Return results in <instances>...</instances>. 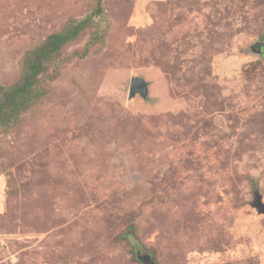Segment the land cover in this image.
<instances>
[{
    "label": "rangeland",
    "instance_id": "1",
    "mask_svg": "<svg viewBox=\"0 0 264 264\" xmlns=\"http://www.w3.org/2000/svg\"><path fill=\"white\" fill-rule=\"evenodd\" d=\"M96 2L0 0V85ZM103 5L0 125V264H264V0Z\"/></svg>",
    "mask_w": 264,
    "mask_h": 264
},
{
    "label": "trees",
    "instance_id": "2",
    "mask_svg": "<svg viewBox=\"0 0 264 264\" xmlns=\"http://www.w3.org/2000/svg\"><path fill=\"white\" fill-rule=\"evenodd\" d=\"M103 2L104 0H97L94 9L87 17L72 21L64 31L53 33L44 43L27 51L18 82L9 87L0 85V125L16 124L23 113L41 101L44 91L37 89L40 77L45 75L51 66L60 65L64 47L77 40L91 26L96 17L104 15ZM93 37L86 43L82 57L87 54L89 44L100 40L98 39L100 31L96 30ZM137 234L138 230L131 226L128 232L120 235V238L127 241L133 238L135 242L132 247L137 249L140 248L136 239Z\"/></svg>",
    "mask_w": 264,
    "mask_h": 264
},
{
    "label": "water",
    "instance_id": "3",
    "mask_svg": "<svg viewBox=\"0 0 264 264\" xmlns=\"http://www.w3.org/2000/svg\"><path fill=\"white\" fill-rule=\"evenodd\" d=\"M263 48L264 42H258L252 47V50L259 54ZM136 95H139L144 99L149 95V83L142 77H133L131 80L129 99L135 98ZM253 206L258 213L264 214V203L261 195L256 194V200ZM137 258L142 264H157L149 254L138 253Z\"/></svg>",
    "mask_w": 264,
    "mask_h": 264
}]
</instances>
